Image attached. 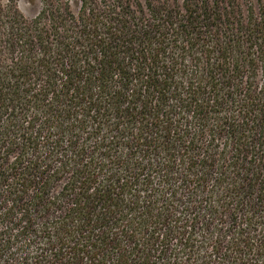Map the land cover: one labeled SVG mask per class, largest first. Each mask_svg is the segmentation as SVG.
I'll return each instance as SVG.
<instances>
[{"label":"trees","instance_id":"16d2710c","mask_svg":"<svg viewBox=\"0 0 264 264\" xmlns=\"http://www.w3.org/2000/svg\"><path fill=\"white\" fill-rule=\"evenodd\" d=\"M0 0V264H264V7Z\"/></svg>","mask_w":264,"mask_h":264},{"label":"rangeland","instance_id":"374dc122","mask_svg":"<svg viewBox=\"0 0 264 264\" xmlns=\"http://www.w3.org/2000/svg\"><path fill=\"white\" fill-rule=\"evenodd\" d=\"M264 7V0H260ZM18 10L27 17L35 15L41 7L40 0H13ZM78 2L76 0L71 1V6L73 8L77 7ZM244 3H250L251 5H256L257 0H244Z\"/></svg>","mask_w":264,"mask_h":264}]
</instances>
